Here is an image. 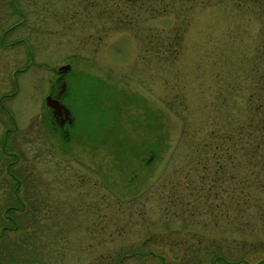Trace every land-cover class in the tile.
<instances>
[{
  "label": "rangeland",
  "instance_id": "obj_1",
  "mask_svg": "<svg viewBox=\"0 0 264 264\" xmlns=\"http://www.w3.org/2000/svg\"><path fill=\"white\" fill-rule=\"evenodd\" d=\"M263 1L0 0V264H264Z\"/></svg>",
  "mask_w": 264,
  "mask_h": 264
},
{
  "label": "trees",
  "instance_id": "obj_2",
  "mask_svg": "<svg viewBox=\"0 0 264 264\" xmlns=\"http://www.w3.org/2000/svg\"><path fill=\"white\" fill-rule=\"evenodd\" d=\"M147 1H149L150 3H148ZM155 1H163V0H121V2H119L118 0H110L109 2V6L104 7L103 11V15H107V19L113 21V25L112 27L114 29H119L120 27H127L125 25H121V21H127L126 23H128V26L130 27L132 22L135 24L137 23V21H135V18H138L139 15H141V13L146 14L148 13V15L150 16H154L156 14H162L163 13V7L161 6L158 7L157 4H155ZM167 4L170 2L171 5L173 4V0H166ZM264 3V1H263ZM89 4H92V0H90ZM155 4V5H154ZM160 5V4H159ZM165 6H167L165 4ZM263 11H264V6H263ZM263 19H264V12L262 15ZM128 28V27H127ZM263 28H264V22H263ZM179 38L180 37H175V41L174 43L178 44L179 43ZM262 96H264V93L262 94ZM261 123L260 126H254V129L250 130L249 132L246 133L247 137H251L254 136L253 133L257 130L259 131V136H258V141L259 143L256 144L257 147H259L261 145V142L264 141V118L260 119ZM249 126H252L253 123L250 120V123L248 124ZM11 165V164H10ZM10 165L8 164V162L5 163V167L8 169L10 167ZM12 194H14L15 198H17V191L16 190H12ZM19 200V198H17ZM12 204V205H10ZM1 207H3V211H2V218H0V234L2 235V233L5 230H11V229H17L19 222L17 223V219L11 215V213L13 212V210H17V211H22L25 209V203H22L21 205L19 203H8L7 205H1ZM5 217H7V220L9 217H12L13 219H10V221L8 223H3L2 221ZM13 222V224H12Z\"/></svg>",
  "mask_w": 264,
  "mask_h": 264
},
{
  "label": "water",
  "instance_id": "obj_3",
  "mask_svg": "<svg viewBox=\"0 0 264 264\" xmlns=\"http://www.w3.org/2000/svg\"><path fill=\"white\" fill-rule=\"evenodd\" d=\"M69 67H70L69 63H65L60 65L58 69L60 72H62L69 69ZM64 87H65V83H62L61 91L64 89ZM45 103L47 106L53 109V115L60 114L61 110H64V113L67 116L68 120L71 121V117L69 115L70 114L69 109L63 103H61L57 98H54L51 94H48L45 97Z\"/></svg>",
  "mask_w": 264,
  "mask_h": 264
},
{
  "label": "flooded vegetation",
  "instance_id": "obj_4",
  "mask_svg": "<svg viewBox=\"0 0 264 264\" xmlns=\"http://www.w3.org/2000/svg\"><path fill=\"white\" fill-rule=\"evenodd\" d=\"M63 75H61V74H59V78L58 79H61V78H63L62 77ZM64 80H61V83H60V87L58 88V90L55 92V91H52V92H50L49 94H51L54 98H57L60 102H61V100H60V95H61V92H64V90H65V88L61 91V85H62V83H64L63 82ZM61 91V92H60ZM62 103V102H61ZM51 112H52V109H51ZM52 115H53V113H52ZM53 120H54V122H57L58 123V125L59 126H61V125H64V123H66V122H68V118H67V116L65 115V113H64V110H61V113L60 114H57V115H53Z\"/></svg>",
  "mask_w": 264,
  "mask_h": 264
}]
</instances>
